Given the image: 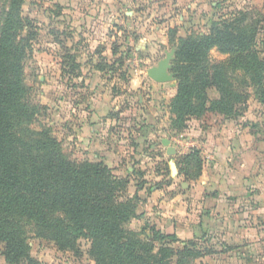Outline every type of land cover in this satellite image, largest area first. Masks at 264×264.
<instances>
[{
    "label": "rangeland",
    "instance_id": "1",
    "mask_svg": "<svg viewBox=\"0 0 264 264\" xmlns=\"http://www.w3.org/2000/svg\"><path fill=\"white\" fill-rule=\"evenodd\" d=\"M191 1L24 0L21 6V13L29 19V28L34 32L32 50L24 65L29 102L37 109L33 126L37 130L47 128L69 160L101 161L117 178L127 181L120 198L135 204V216L127 226L145 237L150 235L142 231L145 223L156 226V211L152 206L155 194L150 200L142 199L139 191L144 184L146 190L158 186L153 175L156 164L164 166V177L160 180L163 184L174 181L173 191L179 193L186 188L180 185L185 181L180 177L174 179L176 176L168 166L177 162L179 156H167L164 148L158 146L160 137L170 138L171 145L181 154L195 148L198 138L202 139L207 130L226 123L217 116H208L205 120L191 118L187 122L188 131L181 137H176L171 130L159 131L170 123L168 104L177 83L174 79L162 86L163 83L158 84L147 76V69L163 59L166 51L175 49L180 37L208 33L212 21L234 18L245 6L258 10L259 15L257 10L251 11L246 23L260 31L256 35V50L264 58V5L254 7L243 0H193V5ZM7 3L0 0V10ZM225 57L216 50L211 51L214 62ZM249 91L246 114H250V119L244 117L237 121L251 124L252 133L258 134V146L264 148V104L255 98L256 88L251 86ZM209 96L217 97V92L211 90ZM94 123L99 126L91 134L88 125ZM143 123L152 125V133L146 136L147 143L136 151L130 137L138 140L136 128ZM110 128L112 134L105 135L104 130ZM141 169H145V178ZM27 242L29 256L41 264H95L86 238L78 240L77 251L61 250L54 241L32 232ZM196 244L202 255L183 257L181 264L227 261L222 256L217 259L220 257L216 255L202 259L206 252L214 253V246ZM174 248L182 251V245L177 242ZM176 255L169 264H178L179 254ZM0 264H9L3 257L2 244Z\"/></svg>",
    "mask_w": 264,
    "mask_h": 264
},
{
    "label": "trees",
    "instance_id": "2",
    "mask_svg": "<svg viewBox=\"0 0 264 264\" xmlns=\"http://www.w3.org/2000/svg\"><path fill=\"white\" fill-rule=\"evenodd\" d=\"M7 2L0 10V244L5 261L41 264L28 254L32 232L61 250L77 251L78 240L88 239L95 264H169L178 251L175 234L147 222L142 231L150 235L145 237L127 226L135 216V204L120 198L127 181L101 161L69 160L47 128L33 126L37 109L29 102L24 65L34 32L21 13L24 0ZM256 10L245 6L234 18L212 21L208 33L178 39L169 130L182 131L191 118L217 116L237 122L247 108L251 86L264 104V58L256 50L260 31L246 23ZM213 49L226 57L212 61ZM211 90L217 97L210 98ZM177 164L184 178L197 177L199 151L179 156ZM181 250L178 264L183 257L202 255L195 242L182 244Z\"/></svg>",
    "mask_w": 264,
    "mask_h": 264
},
{
    "label": "crops",
    "instance_id": "3",
    "mask_svg": "<svg viewBox=\"0 0 264 264\" xmlns=\"http://www.w3.org/2000/svg\"><path fill=\"white\" fill-rule=\"evenodd\" d=\"M192 1L190 4L194 5ZM243 2L254 7L264 5V0ZM247 108L241 118L250 119V114H246ZM188 124L185 129L176 133V137L186 134L184 132L188 131ZM97 126L98 123L88 125L91 134L96 131ZM151 129L152 125L148 123H143L142 127L137 125L138 140L130 137L136 151L140 150L142 144L147 143L146 136L151 135ZM251 129V124H241L239 121L220 124L217 128L207 130L202 139L199 137L195 148L181 153L186 154L192 149H197L201 157V169L195 178H184L175 162L177 173L174 179L180 177L185 181L180 183L182 187H186L183 193L173 191L174 181L164 184L160 181L165 170L163 165L157 164L153 175L158 186L146 190L144 184L139 191L142 199H149L155 194L152 206L156 211V228L175 234L180 245L197 242L201 246H214V253L206 252L202 259L216 255L220 257L217 259L222 256L227 260L222 264H264V148L258 146V134L252 133ZM111 130H104V134L108 135ZM160 130L167 132L168 122L166 126L159 128ZM164 139L169 140V146L172 145L170 138L160 137L158 146L164 148L166 155L180 156L174 146V154L167 153ZM154 146L155 143H152L151 147ZM168 166L170 169V165ZM141 170L145 178V169ZM149 190L150 194L144 193Z\"/></svg>",
    "mask_w": 264,
    "mask_h": 264
},
{
    "label": "water",
    "instance_id": "4",
    "mask_svg": "<svg viewBox=\"0 0 264 264\" xmlns=\"http://www.w3.org/2000/svg\"><path fill=\"white\" fill-rule=\"evenodd\" d=\"M175 49H171L170 51H166L165 57L157 62L156 65L151 66L147 69V76L157 83H164L168 81L174 80V72L171 71L172 68V60L174 58ZM163 144L167 146V153L172 155L174 154V148L169 146L168 139L163 140ZM170 169L173 175L177 173L175 163L170 164Z\"/></svg>",
    "mask_w": 264,
    "mask_h": 264
}]
</instances>
